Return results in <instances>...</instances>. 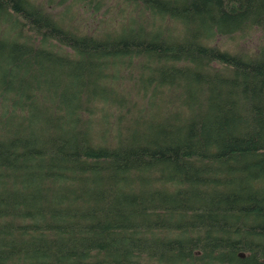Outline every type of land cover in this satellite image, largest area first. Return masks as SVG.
Returning <instances> with one entry per match:
<instances>
[{"label":"trees","instance_id":"obj_1","mask_svg":"<svg viewBox=\"0 0 264 264\" xmlns=\"http://www.w3.org/2000/svg\"><path fill=\"white\" fill-rule=\"evenodd\" d=\"M0 264H264V0H0Z\"/></svg>","mask_w":264,"mask_h":264},{"label":"rangeland","instance_id":"obj_2","mask_svg":"<svg viewBox=\"0 0 264 264\" xmlns=\"http://www.w3.org/2000/svg\"><path fill=\"white\" fill-rule=\"evenodd\" d=\"M76 9H78V12L82 16V17L80 16L81 22L88 17V14L80 6H78ZM115 13L116 12L112 11V13L109 16L110 18H108V19H112L113 18L114 20L119 22L121 20V18L123 17V14L116 13V15L118 16V20H117L116 19L117 16H114ZM99 14L93 12V17L94 18H93V20L91 19V22H92L93 26H95V29L97 27H99V23H98V21L100 19V17H98ZM89 24H90V22H89ZM79 26L82 27V23H80ZM110 27H112V25H110ZM261 37H262V35L257 33V35L253 36L251 39H246V38L244 40L235 39V40L232 41V40H230L228 38H225V39H223L222 43L227 45V47H231V48L235 47V45H237V44H241V45H243V47L247 48V50H250L251 48H253L252 46L254 44L258 43V41L261 39Z\"/></svg>","mask_w":264,"mask_h":264},{"label":"water","instance_id":"obj_3","mask_svg":"<svg viewBox=\"0 0 264 264\" xmlns=\"http://www.w3.org/2000/svg\"><path fill=\"white\" fill-rule=\"evenodd\" d=\"M243 256V255H242Z\"/></svg>","mask_w":264,"mask_h":264}]
</instances>
